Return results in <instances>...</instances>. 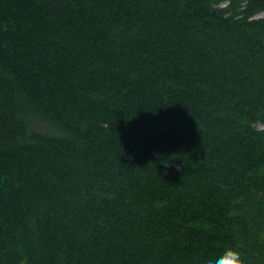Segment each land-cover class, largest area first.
Listing matches in <instances>:
<instances>
[{"label": "trees", "instance_id": "16d2710c", "mask_svg": "<svg viewBox=\"0 0 264 264\" xmlns=\"http://www.w3.org/2000/svg\"><path fill=\"white\" fill-rule=\"evenodd\" d=\"M264 0H0V264H264Z\"/></svg>", "mask_w": 264, "mask_h": 264}, {"label": "clouds", "instance_id": "9594fccd", "mask_svg": "<svg viewBox=\"0 0 264 264\" xmlns=\"http://www.w3.org/2000/svg\"><path fill=\"white\" fill-rule=\"evenodd\" d=\"M188 264H247L239 249L226 246L222 251L210 252L191 258Z\"/></svg>", "mask_w": 264, "mask_h": 264}, {"label": "rangeland", "instance_id": "374dc122", "mask_svg": "<svg viewBox=\"0 0 264 264\" xmlns=\"http://www.w3.org/2000/svg\"><path fill=\"white\" fill-rule=\"evenodd\" d=\"M259 17H264V13H263V14H261Z\"/></svg>", "mask_w": 264, "mask_h": 264}]
</instances>
